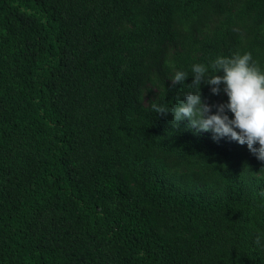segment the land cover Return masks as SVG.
<instances>
[{
	"label": "trees",
	"instance_id": "trees-1",
	"mask_svg": "<svg viewBox=\"0 0 264 264\" xmlns=\"http://www.w3.org/2000/svg\"><path fill=\"white\" fill-rule=\"evenodd\" d=\"M236 52L264 0H0V264H264V162L151 109Z\"/></svg>",
	"mask_w": 264,
	"mask_h": 264
},
{
	"label": "clouds",
	"instance_id": "clouds-1",
	"mask_svg": "<svg viewBox=\"0 0 264 264\" xmlns=\"http://www.w3.org/2000/svg\"><path fill=\"white\" fill-rule=\"evenodd\" d=\"M191 75L192 83L186 86L194 91L185 93L178 106L170 109L153 100L152 111L162 117L171 113L174 127L187 120L190 128L213 133L214 141L228 137L240 145L246 144L249 152L264 162V69L253 60L251 53L220 55L209 65L196 63L192 65ZM188 77V72L176 71L171 85H185ZM202 83L210 86L212 95L223 92L227 102L210 105L202 100ZM259 196L264 197V190ZM260 241L258 235L256 243Z\"/></svg>",
	"mask_w": 264,
	"mask_h": 264
}]
</instances>
